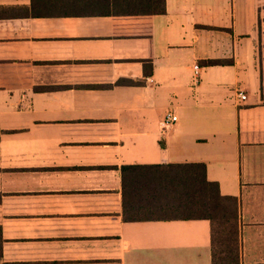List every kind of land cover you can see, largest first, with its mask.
Instances as JSON below:
<instances>
[{
    "label": "crops",
    "instance_id": "obj_1",
    "mask_svg": "<svg viewBox=\"0 0 264 264\" xmlns=\"http://www.w3.org/2000/svg\"><path fill=\"white\" fill-rule=\"evenodd\" d=\"M29 5L0 0V264H210L207 218L122 214L121 165L177 161L234 197L238 264H264V0L11 15Z\"/></svg>",
    "mask_w": 264,
    "mask_h": 264
},
{
    "label": "trees",
    "instance_id": "obj_2",
    "mask_svg": "<svg viewBox=\"0 0 264 264\" xmlns=\"http://www.w3.org/2000/svg\"><path fill=\"white\" fill-rule=\"evenodd\" d=\"M164 0H30L11 15L157 14ZM2 15V14H1ZM219 60L207 59L206 63ZM121 210L127 220H209L210 264H238L235 199L208 179L203 161L120 166ZM1 241V238H0Z\"/></svg>",
    "mask_w": 264,
    "mask_h": 264
},
{
    "label": "built area",
    "instance_id": "obj_3",
    "mask_svg": "<svg viewBox=\"0 0 264 264\" xmlns=\"http://www.w3.org/2000/svg\"><path fill=\"white\" fill-rule=\"evenodd\" d=\"M194 67H196V64L194 65ZM239 98H244V94L243 93H241L240 91H239ZM175 114H173L172 112H170V111H167L166 113H165V120H174L175 119Z\"/></svg>",
    "mask_w": 264,
    "mask_h": 264
}]
</instances>
